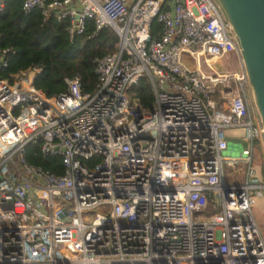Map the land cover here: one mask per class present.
<instances>
[{"label": "built area", "instance_id": "2783aa9c", "mask_svg": "<svg viewBox=\"0 0 264 264\" xmlns=\"http://www.w3.org/2000/svg\"><path fill=\"white\" fill-rule=\"evenodd\" d=\"M34 9L67 19L70 41L92 20L119 42L95 59L90 93L73 78L48 97L34 71L0 80V264H264L252 212L264 188L251 165L261 125L243 67L220 74L207 63L240 57L215 0H22ZM143 76L148 111L131 91ZM30 143L60 157L63 173L28 163ZM236 160L245 178L227 182L224 162Z\"/></svg>", "mask_w": 264, "mask_h": 264}, {"label": "trees", "instance_id": "16d2710c", "mask_svg": "<svg viewBox=\"0 0 264 264\" xmlns=\"http://www.w3.org/2000/svg\"><path fill=\"white\" fill-rule=\"evenodd\" d=\"M67 25V19L43 21L39 9L25 13L22 0H7L0 11V52L12 51L0 68V80L12 85L34 71L32 85L48 97L66 93L73 78H78L82 93L92 92L97 81L95 59L116 49L118 35L108 26L94 32L92 20H87L85 31L70 41ZM160 28L156 20L150 24L153 39L159 38ZM131 91L144 110L153 107L154 93L147 76L140 78ZM24 156L32 165L63 173L60 157L44 156L37 143L28 144Z\"/></svg>", "mask_w": 264, "mask_h": 264}, {"label": "water", "instance_id": "95a60500", "mask_svg": "<svg viewBox=\"0 0 264 264\" xmlns=\"http://www.w3.org/2000/svg\"><path fill=\"white\" fill-rule=\"evenodd\" d=\"M240 51L264 147V0H215Z\"/></svg>", "mask_w": 264, "mask_h": 264}, {"label": "rangeland", "instance_id": "374dc122", "mask_svg": "<svg viewBox=\"0 0 264 264\" xmlns=\"http://www.w3.org/2000/svg\"><path fill=\"white\" fill-rule=\"evenodd\" d=\"M211 64L212 68L215 69L216 72L229 73L233 74L239 70H242L241 58L238 57L237 54H231L224 59L218 60L217 62H207ZM206 63H202V67L205 68ZM206 69V68H205ZM247 90V95L250 100V106L252 111H254L257 116V112L255 111L250 90L247 85H245ZM258 117V116H257ZM224 135L230 139H234L235 141H243V131L241 128H226L223 130ZM252 168L256 171L257 177L264 184V148L261 147L259 143H255L253 146V154H252ZM248 163L236 160L232 164H228V161L224 162V176L227 182H242L245 178L246 170ZM252 212L253 216L256 220L258 228L261 232V235L264 238V188L262 190L261 196H256L254 199V203L252 204ZM207 215L198 213L197 218H206Z\"/></svg>", "mask_w": 264, "mask_h": 264}, {"label": "crops", "instance_id": "0c3cea01", "mask_svg": "<svg viewBox=\"0 0 264 264\" xmlns=\"http://www.w3.org/2000/svg\"><path fill=\"white\" fill-rule=\"evenodd\" d=\"M260 145H261L262 148H264V147H263V144H260Z\"/></svg>", "mask_w": 264, "mask_h": 264}]
</instances>
